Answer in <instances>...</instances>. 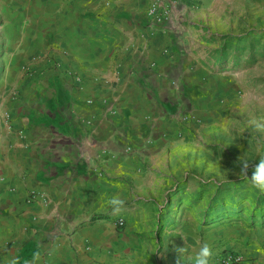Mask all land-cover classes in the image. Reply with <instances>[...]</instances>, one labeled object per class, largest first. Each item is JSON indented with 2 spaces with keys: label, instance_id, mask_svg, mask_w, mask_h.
<instances>
[{
  "label": "crops",
  "instance_id": "0c3cea01",
  "mask_svg": "<svg viewBox=\"0 0 264 264\" xmlns=\"http://www.w3.org/2000/svg\"><path fill=\"white\" fill-rule=\"evenodd\" d=\"M149 1L3 0L14 28L0 264L37 253L36 264H186L176 249L198 251L186 232L160 227L143 199L147 172L173 165L178 119L205 88L199 44L175 25L182 17L151 29ZM113 196L126 201L119 215ZM238 231L213 256L234 248L245 264H264L254 235Z\"/></svg>",
  "mask_w": 264,
  "mask_h": 264
},
{
  "label": "rangeland",
  "instance_id": "374dc122",
  "mask_svg": "<svg viewBox=\"0 0 264 264\" xmlns=\"http://www.w3.org/2000/svg\"><path fill=\"white\" fill-rule=\"evenodd\" d=\"M173 14L199 44L205 88L178 119L182 146L173 165L147 172L143 199L160 227L186 232L192 249L229 244L237 229L264 248V192L237 175L240 158L254 165L264 150V136L248 126L264 117V0H173ZM13 28L0 0V138L10 122L5 55Z\"/></svg>",
  "mask_w": 264,
  "mask_h": 264
},
{
  "label": "clouds",
  "instance_id": "9594fccd",
  "mask_svg": "<svg viewBox=\"0 0 264 264\" xmlns=\"http://www.w3.org/2000/svg\"><path fill=\"white\" fill-rule=\"evenodd\" d=\"M248 126L261 136H264V117L257 118L253 116L249 118ZM261 148L264 149V145H261ZM239 161L240 163L238 165L240 170L237 173L239 179L250 180L253 188L264 192V150L258 152V163H255L254 165H250V160L247 159V155L246 157L240 158ZM250 166L253 170L251 177L249 178L248 172ZM125 203L126 201L119 196H113L107 201V204L111 208L114 215H119L123 211ZM178 235L183 237L182 234ZM176 251L186 261V264H211L213 250L211 245L207 242L200 243V247L194 255H186L187 247H179ZM38 259L39 253L34 256L30 264H36ZM9 264H18V261L16 259H12L9 261Z\"/></svg>",
  "mask_w": 264,
  "mask_h": 264
},
{
  "label": "built area",
  "instance_id": "2783aa9c",
  "mask_svg": "<svg viewBox=\"0 0 264 264\" xmlns=\"http://www.w3.org/2000/svg\"><path fill=\"white\" fill-rule=\"evenodd\" d=\"M173 0H150L146 12V20L149 23V28L166 29L169 26L172 16ZM36 195H29L28 201H32ZM117 227L121 228L124 225L123 220H118ZM248 259L244 254L233 249L222 250L212 256L211 264H245Z\"/></svg>",
  "mask_w": 264,
  "mask_h": 264
}]
</instances>
